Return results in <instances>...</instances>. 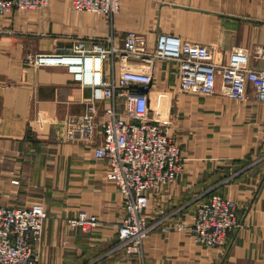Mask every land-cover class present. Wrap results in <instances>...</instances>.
I'll return each mask as SVG.
<instances>
[{"label": "crops", "instance_id": "1", "mask_svg": "<svg viewBox=\"0 0 264 264\" xmlns=\"http://www.w3.org/2000/svg\"><path fill=\"white\" fill-rule=\"evenodd\" d=\"M113 20L78 11L73 0L0 14V201L44 203L43 237L35 242L39 264L137 259L110 250L123 202L107 178V160L94 153L101 125L91 140L67 135L68 120L84 111L91 88L64 65L27 62L28 54L54 51L73 35L104 36L112 28L118 42L129 28L145 33L151 44L168 32L207 43L216 55L234 45L264 44V0H122ZM252 64L262 67L264 60L253 58ZM132 67L152 72L147 91L172 117L169 131L185 164L177 178L151 192L148 220L168 215V222L192 221L196 197L211 189L237 202L241 222L219 245L198 243L184 229L154 227L144 242L146 264H264V101L221 93L219 78L214 93L179 90L173 63L163 59ZM102 105L98 121L105 117ZM81 210L98 216L92 231L68 222Z\"/></svg>", "mask_w": 264, "mask_h": 264}, {"label": "built area", "instance_id": "2", "mask_svg": "<svg viewBox=\"0 0 264 264\" xmlns=\"http://www.w3.org/2000/svg\"><path fill=\"white\" fill-rule=\"evenodd\" d=\"M51 0H0V13L40 8ZM121 0H73L78 10L113 15ZM110 16V18H111ZM264 44L253 48L235 47L225 59H218L207 43L185 40L177 34L160 32L155 42L141 31L129 30L119 45L110 36H74L54 51L28 54L27 62L37 65H64L82 86L91 88L83 97L84 111L68 120L67 135L93 139L101 125L102 141L95 155L107 160V177L116 182L122 195L125 215L118 236L126 252L146 264L145 237L154 227L186 230L198 243L219 245L240 224L237 202L221 193L197 203L192 221L168 222V215L155 224L146 223L145 211L151 192L179 176L184 168L182 147L170 133L172 118L151 101L147 90L152 72L137 70L133 63L172 62L179 89L214 93L220 79L221 93L243 100L264 101ZM131 66V67H130ZM102 103L105 117L98 121ZM47 214L36 201L29 206L0 203V264H38L33 240L42 233ZM85 231L98 225L96 214L81 211L69 219Z\"/></svg>", "mask_w": 264, "mask_h": 264}, {"label": "rangeland", "instance_id": "3", "mask_svg": "<svg viewBox=\"0 0 264 264\" xmlns=\"http://www.w3.org/2000/svg\"><path fill=\"white\" fill-rule=\"evenodd\" d=\"M52 1V0H51ZM51 1L47 4V5H45V6H43V7H47L50 3H51ZM122 1V0H121ZM120 6H121V2H120ZM43 7H40V8H43ZM74 7V6H73ZM75 8V7H74ZM25 9H39V8H25ZM76 9V8H75ZM119 9H120V7H119ZM119 9H118V11H119ZM23 10V9H22ZM76 10H78V9H76ZM78 11H87V10H78ZM118 11H116L112 16L111 15H108V14H106L105 13V15L110 19V21H112L113 20V18H114V15L118 12ZM9 13H11V12H9ZM8 13V14H9ZM95 13H99V12H95ZM0 14H2V13H0ZM4 14H7V13H4ZM101 14H103V13H101ZM110 16H111V18H110ZM114 21V20H113ZM113 21H112V24H113ZM131 29H133V28H129V29H127L125 32H124V34L121 36V41L120 42H118L117 41V33H115V30H114V28H112V31L110 32V33H108V34H106V35H104V36H106V37H110V36H112L114 39H115V41H116V43L117 44H121L122 43V41H123V38L125 37V35H126V33L129 31V30H131ZM136 30V29H135ZM139 31V30H138ZM145 34V33H144ZM74 36H79V35H73V36H69L68 38H69V40H71ZM149 38V37H148ZM259 44V43H258ZM257 44H255V45H253L252 47H247V46H244V45H234V46H232L230 49H228V50H225L224 51V54L223 55H221L220 53L218 54V55H216V57L220 60V59H225L226 57H225V55L227 54H229L230 53V51L232 50V49H234L235 47H245V48H253V47H255ZM219 50H222V49H219ZM218 51V50H217ZM215 54H216V51H215ZM226 55V56H227ZM131 67V66H130ZM174 89V88H173ZM177 89H179V88H177ZM179 90H181V89H179ZM197 93H200V92H197ZM200 94H203V93H200ZM163 109V108H162ZM164 110V109H163ZM171 117V116H170ZM172 118V117H171ZM173 120V119H172ZM174 137H176V135L175 134H172ZM177 138V137H176ZM180 143V142H179ZM184 158H183V155H182V160H183ZM184 161V160H183ZM185 165V164H184ZM183 170H184V168H183ZM182 170V171H183ZM108 178V177H107ZM109 179V178H108ZM111 180V179H110ZM16 181V180H15ZM113 181V180H112ZM115 182V181H114ZM15 183V182H14ZM16 183H17V181H16ZM15 183V184H16ZM116 183V182H115ZM117 185V184H116ZM118 187V186H117ZM119 190V189H118ZM120 192V191H119ZM214 191H212L211 189H208L207 191H205V192H203L202 193V195H200V196H198V197H196V201H197V203H199L200 201H203V200H205V199H207L208 197H210L211 195H212V193H213ZM217 193H219V192H217ZM121 194V193H120ZM122 196V195H121ZM39 202H42V201H39ZM122 202H123V198H122ZM0 203L1 204H5V203H7V202H3V201H0ZM43 203V202H42ZM7 205H12V204H7ZM197 205V204H196ZM18 206V205H17ZM81 211H86V210H81ZM80 211V212H81ZM79 212V213H80ZM87 212V211H86ZM78 213V214H79ZM90 214H94V213H90ZM124 215H125V209H124V203H123V218H124ZM145 215H146V223H148V224H155L156 222H158L162 217H164V216H166V215H164V216H160V217H158V218H156V220H154V221H149L148 220V216H147V213H146V211H145ZM71 217H74V216H71ZM71 217H69L68 218V222L69 223H71V221L69 220ZM47 218V217H46ZM123 218L121 219V221L123 220ZM46 221V220H45ZM121 221L118 223V229H117V240H116V243H114L113 244V246L111 247V249L110 250H117V249H121L124 253H126L127 255H129L127 252H126V250H125V247L123 246V245H121L120 244V239H119V236H118V231H119V226H120V223H121ZM183 221V220H182ZM72 224V223H71ZM73 225V224H72ZM44 228H45V223H44V225H43V230H42V233L39 235V237H37L36 239H34L33 240V250H34V254H35V256L37 257V260H38V264H39V251H38V248H37V246H36V244H35V242L37 241V242H39V241H41L42 240V237H43V232H44ZM83 229V228H82ZM92 231V230H91ZM147 237V236H146ZM146 237H145V239H146ZM144 242H145V240H144ZM144 252H145V249H144Z\"/></svg>", "mask_w": 264, "mask_h": 264}, {"label": "water", "instance_id": "4", "mask_svg": "<svg viewBox=\"0 0 264 264\" xmlns=\"http://www.w3.org/2000/svg\"><path fill=\"white\" fill-rule=\"evenodd\" d=\"M148 87H149V84H144V85L141 86V88L144 89V90H147Z\"/></svg>", "mask_w": 264, "mask_h": 264}]
</instances>
